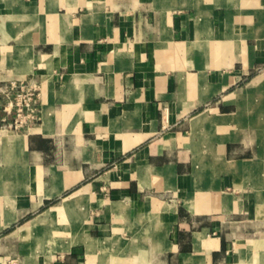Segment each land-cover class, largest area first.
<instances>
[{
	"label": "crops",
	"instance_id": "1",
	"mask_svg": "<svg viewBox=\"0 0 264 264\" xmlns=\"http://www.w3.org/2000/svg\"><path fill=\"white\" fill-rule=\"evenodd\" d=\"M0 264H264V0H0Z\"/></svg>",
	"mask_w": 264,
	"mask_h": 264
},
{
	"label": "built area",
	"instance_id": "2",
	"mask_svg": "<svg viewBox=\"0 0 264 264\" xmlns=\"http://www.w3.org/2000/svg\"><path fill=\"white\" fill-rule=\"evenodd\" d=\"M40 93L38 89L26 86L24 82L10 81L0 88V107L13 115L5 125L19 131L37 125L40 119Z\"/></svg>",
	"mask_w": 264,
	"mask_h": 264
}]
</instances>
